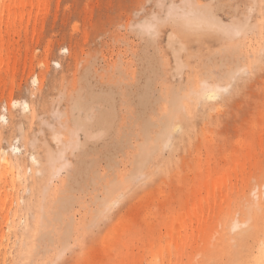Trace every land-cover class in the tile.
I'll return each mask as SVG.
<instances>
[{"label":"rangeland","instance_id":"1","mask_svg":"<svg viewBox=\"0 0 264 264\" xmlns=\"http://www.w3.org/2000/svg\"><path fill=\"white\" fill-rule=\"evenodd\" d=\"M198 9L208 10L217 24H187ZM148 25L155 26L152 35ZM261 49L264 0H0V116L6 118H0V144L10 156L11 145L20 147L15 156L31 166L27 185L11 191L12 204L0 200V264H150L144 244L153 239L157 250L167 217L194 205L205 209L203 224L214 205V227L199 230L203 239L185 262L218 264L219 257L208 259L213 237L224 222L242 225L249 210L241 207L258 196L264 172ZM246 64L256 71L239 91L219 90L216 103L199 97L203 83L225 88L228 74ZM85 95L109 98V121L103 129L90 125V137L74 133L72 123L79 113L90 117L89 110L71 108ZM24 100L31 111L12 104ZM96 101H89L95 110ZM170 108L172 128L162 139ZM144 142L155 154L137 176L148 179L122 183L123 198L107 211L106 187L124 181ZM31 152L39 166L28 161ZM244 163L246 183L240 180ZM220 181L227 188L217 190L214 204L208 191ZM35 222L55 235L46 250L26 258L21 238L33 245Z\"/></svg>","mask_w":264,"mask_h":264},{"label":"bare ground","instance_id":"2","mask_svg":"<svg viewBox=\"0 0 264 264\" xmlns=\"http://www.w3.org/2000/svg\"><path fill=\"white\" fill-rule=\"evenodd\" d=\"M199 13L194 18H189L187 20V24H194V25H200L202 23L211 22L213 24H217L216 19L214 16L206 9H198ZM246 35H248L246 33ZM248 44L251 45L250 40L247 38ZM0 63H2V58H0ZM45 67L48 70V62H44ZM34 84H38L39 80L35 77L33 80ZM204 88L199 89L197 93L199 94V97L202 96V98H206L208 100H211V103H216L214 100L219 96V90L221 89L218 85L211 86L206 83L202 84ZM199 87L195 85V88ZM12 96V93L10 94ZM81 96V95H80ZM76 97L72 100L71 108L73 110H77L80 112L83 109L91 111L90 117L86 119V116L82 115L80 117L77 114V116L72 118L73 120V130L74 133L78 131H82L85 133V135L92 133L89 132L87 128L90 127V125L98 126L101 129L106 126L108 123V117H109V109L107 108L109 103V98L102 95H96V96H90L86 97L88 95H85L86 101L82 102V97ZM91 99H96L97 104L100 106L97 110L93 109L91 106V103L89 102ZM90 103V105H89ZM14 106H20L21 109L25 111H31V105L27 101H22L21 103L13 102ZM107 105V106H106ZM71 109V110H72ZM72 110V111H73ZM111 112V108H110ZM174 109L170 108L169 112H167V125L165 124V127L162 131L161 137L162 139H167L169 135V131L172 128V125H170V121L174 119L175 116ZM1 120H6L4 115L0 116ZM71 120V121H72ZM89 136V137H90ZM77 146V145H76ZM75 146V147H76ZM245 152H250L252 150L251 144L249 143L247 146H245ZM11 152L12 156L8 154V151L2 147L0 144V200L7 201L9 200L10 204H12V193L11 191L16 189V186H19L20 184L27 185L28 180L30 179V175L28 174L31 171V166H27L25 168L24 161H21V156H15L16 154L21 153L20 147L17 145H11ZM155 152L154 149H151V146H149L147 143H142L138 152L136 153V156L134 158V168L131 172L126 174L125 177L128 176H137V174H142L145 168L149 167L150 159L152 156H154ZM250 158V154L248 155ZM247 157V159H249ZM28 161L33 166H39V161L36 156V152H31L28 154ZM151 166V165H150ZM247 164L242 165V170L240 173V180L243 183L247 182V178L245 176V169ZM80 167V166H79ZM78 165L72 169V173L75 171H79ZM248 169H251V166L248 167ZM37 173L40 172L39 169H36ZM251 171V170H250ZM61 172V168L57 171V175ZM33 176V173H31ZM210 176V170H208V177ZM261 178L258 179L257 182V188L260 189L258 196L254 197L255 200L252 201L251 199H246L247 204L243 205L241 207V211L244 213V210H249L248 213H246V219H242V225L243 227L239 226V222L237 220H232L231 222H224L222 230L218 233L217 236L213 237L214 241L211 243L214 247V251L212 256H208V259L210 258H217L219 257V263L218 264H264V238L260 237L259 234L262 232L264 234V172L263 175L260 176ZM120 183H124V181H120ZM219 184V185H218ZM224 190L227 188L226 181H220L219 183H216L212 186L211 190L208 191V193L212 192L213 194V201L214 204L216 203L215 194L217 190L220 192L221 189ZM30 193H32L31 188H27ZM256 190H251V194L255 195ZM246 194V192H245ZM122 193L119 190H116L114 187V182L109 184L105 189V196L103 198V205L105 204V201L108 203H111L113 200H116L117 198L121 197ZM120 200V199H119ZM225 200L222 198L220 201V204H223ZM33 206V204H31ZM29 207V206H27ZM221 207V206H219ZM28 209V208H27ZM220 209V208H219ZM205 209H202L200 212L203 213ZM209 213L208 221H206L204 224L200 220L202 216L200 212H198V206L194 205L192 209L187 208L185 211L181 212L179 215L171 213L167 217V220H165L164 225L166 226L168 232L166 233V236L164 239H161L159 241L158 249L153 250V239H149L146 244H144L143 251L147 253V257H150L151 263L150 264H192L190 261H186L189 259L190 252L195 247L197 241L200 240L201 235L198 233H202L201 230L205 226L209 225L211 227H214L213 221L215 216V209L214 205L213 207H208L206 209ZM261 211V212H260ZM200 216V217H199ZM14 217H16V214H14ZM5 223L8 225L10 223L9 216H5ZM24 224V229H29V224L27 223L26 218L21 220ZM261 222V223H260ZM35 228L34 231L37 230L38 222H35ZM44 225V223H43ZM14 226V225H12ZM237 230V234L231 235L229 232ZM2 231V241L5 240L6 234L3 230V227L1 228ZM16 231V230H15ZM197 232V233H195ZM215 232V229L212 230V233ZM203 235V234H202ZM210 237V236H209ZM211 237V238H212ZM203 237L201 238V240ZM164 240V241H163ZM132 241V240H130ZM166 241V242H165ZM247 243L251 249H248L246 251L243 250V245ZM174 248V250L172 248ZM128 246V245H125ZM124 246V247H125ZM21 247L23 250H25V256L26 258H29V249L32 247L31 243H23V240L21 238ZM126 250H128V247H126ZM126 256L129 258H133L134 255L126 253ZM125 256V257H126ZM91 260H89L90 262ZM88 262V263H89ZM93 262V261H92ZM87 263V264H88ZM91 263V262H90ZM94 263V262H93ZM23 264V263H22ZM98 264V263H97ZM100 264V263H99ZM201 264H212L209 261H205Z\"/></svg>","mask_w":264,"mask_h":264},{"label":"snow or ice","instance_id":"3","mask_svg":"<svg viewBox=\"0 0 264 264\" xmlns=\"http://www.w3.org/2000/svg\"><path fill=\"white\" fill-rule=\"evenodd\" d=\"M169 16L171 17V12L169 13ZM152 19L155 21L156 18L153 16ZM241 27L242 26L240 25L236 26L237 35L240 34ZM147 32L149 35H152L155 32V26L148 25ZM260 56H261V59L257 63L260 65L261 70L264 71V49H261ZM255 71H256L255 64H246L243 68H239L238 70L234 72H230L227 76L229 80L228 86L220 89V91H223L225 93H229L230 90L239 91L241 85L246 83L247 78L252 76L255 73ZM69 122L71 123V121ZM147 179L148 177H144V176H128V177H125L124 184L143 183V182H146ZM114 187L116 188V190L119 191L123 187V185L120 182L115 181ZM130 191H132V188L125 189V193H129ZM121 198H123V196L117 198L116 200H113L111 203H108L107 201H105L107 211H111L112 209H114L118 205L119 199ZM53 235H55V233L50 232L46 225L38 224L36 233L33 236L34 243L32 247L29 249V255L31 256L34 252H40V251L46 250L47 245L51 243V237ZM65 251H67V248L65 249ZM31 264H44V261L34 260L31 262Z\"/></svg>","mask_w":264,"mask_h":264}]
</instances>
